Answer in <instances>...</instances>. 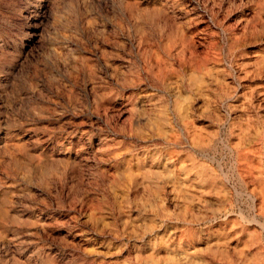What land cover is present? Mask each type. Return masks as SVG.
Wrapping results in <instances>:
<instances>
[{"label": "rangeland", "instance_id": "obj_1", "mask_svg": "<svg viewBox=\"0 0 264 264\" xmlns=\"http://www.w3.org/2000/svg\"><path fill=\"white\" fill-rule=\"evenodd\" d=\"M0 264H264V0H0Z\"/></svg>", "mask_w": 264, "mask_h": 264}]
</instances>
